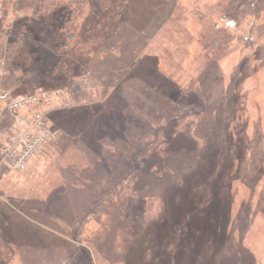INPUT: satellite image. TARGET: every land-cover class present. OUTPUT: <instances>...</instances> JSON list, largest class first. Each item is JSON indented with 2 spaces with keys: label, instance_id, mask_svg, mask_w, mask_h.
<instances>
[{
  "label": "rangeland",
  "instance_id": "rangeland-1",
  "mask_svg": "<svg viewBox=\"0 0 264 264\" xmlns=\"http://www.w3.org/2000/svg\"><path fill=\"white\" fill-rule=\"evenodd\" d=\"M224 1L129 0L107 14L84 0L65 26L104 35L68 82L31 43L41 0H0V150L20 129L4 110L17 97L45 94L35 109L53 135L23 172L0 164V264H264V12L233 26ZM21 24L40 69L18 84ZM196 106L169 120L166 148L132 155L149 120Z\"/></svg>",
  "mask_w": 264,
  "mask_h": 264
},
{
  "label": "trees",
  "instance_id": "trees-1",
  "mask_svg": "<svg viewBox=\"0 0 264 264\" xmlns=\"http://www.w3.org/2000/svg\"><path fill=\"white\" fill-rule=\"evenodd\" d=\"M123 2L129 1V0H99V6L101 10H106L107 14L113 13V10L116 9V7ZM3 3L8 5L10 3V0H3ZM84 3V0H41L40 6H39V17H41L40 20H35L34 26L37 27V33H35L38 36V41H31L30 39V31L24 30L23 27L24 24H21L16 30L13 38V44L15 47H19L20 49V54H22L21 57V62L19 64H22L25 62L24 67L17 65V71L19 73L20 78L16 79V82L23 83L26 81V79H31L32 77L37 75V72L40 69V66L37 67L36 69H30L29 70V64L28 61H30L28 58L24 57L26 52V48L30 47L27 45L28 42L31 41L35 43L33 46L36 47L37 49L40 50L42 48V52L44 54V60L41 62L43 66L42 68H49L51 71V75L54 74H60L63 80L66 81H73L76 77V71L79 72L80 67L82 66H87L91 62V54L94 55L95 47L101 42V39L103 38V33H98V34H91L90 37H85L84 33L82 31V28L80 27L79 29L71 24L70 26L66 27L67 23L71 20V14H75L76 12L79 11L80 7ZM225 5V11L222 13V19L233 25L236 26L239 21L244 17L250 14V16L256 18H259V14L261 12H264V0H226L224 1ZM75 6V10H71L70 7ZM58 9H66V12L69 11V17L67 20L60 22L57 17L55 18L54 14ZM70 9V10H68ZM72 11V12H71ZM51 12V13H50ZM74 12V13H73ZM51 14V16H50ZM55 18V20H54ZM52 22L54 26H52ZM62 26H65L63 29ZM7 27H10L9 25ZM26 29V27H25ZM255 29V27H254ZM3 29H0V32L2 33ZM47 31H50L48 35H45ZM256 30V29H255ZM260 30H263L258 28L254 34H257L256 37H259ZM66 31V35L63 33ZM94 30H91V32ZM24 32L26 34H24ZM105 32V31H104ZM249 43H252V39L249 38ZM42 45V47H41ZM248 45V44H247ZM51 52H54L57 57L54 59H51V66H49V56L45 55L47 50H50ZM24 59V60H23ZM94 62H91L90 64L93 65ZM21 70V72H20ZM35 70V71H34ZM42 72V71H41ZM49 74V72H45ZM29 77V78H28ZM25 79V80H24ZM15 80V79H14ZM192 91V90H190ZM7 92H3L0 94V99L1 97L3 98L4 95H7ZM147 102V101H146ZM177 104V103H175ZM174 104V105H175ZM175 108V107H174ZM189 111H175L174 109L172 110L173 113H175L171 118L169 116L164 118L163 116H159L156 118L154 121H148L150 126L153 128L149 134H147L140 144L135 147H133V152L132 155L138 156L139 159H143L145 157H148L151 152L155 151L156 149H163L166 148L170 141L169 135L171 132L169 131V120L174 118L182 120L185 118L187 115L190 116L191 114L200 111L201 107L196 106L194 110H191L190 108ZM193 111V112H192ZM145 117V116H144ZM105 131V130H104ZM108 131V130H107ZM109 133L111 136L113 134ZM126 146L129 147L128 142H124ZM141 163V162H140ZM142 164V163H141ZM143 168V164L141 166ZM100 202V201H99ZM104 207V201L101 199V203L96 204L91 211L89 212L90 214H95L99 213ZM68 264V263H67ZM69 264H73L70 262Z\"/></svg>",
  "mask_w": 264,
  "mask_h": 264
},
{
  "label": "built area",
  "instance_id": "built-area-1",
  "mask_svg": "<svg viewBox=\"0 0 264 264\" xmlns=\"http://www.w3.org/2000/svg\"><path fill=\"white\" fill-rule=\"evenodd\" d=\"M44 100L45 94L36 92L7 102L4 110L20 129L1 148V165L23 172L32 158L51 142L53 135L46 119L35 109Z\"/></svg>",
  "mask_w": 264,
  "mask_h": 264
},
{
  "label": "crops",
  "instance_id": "crops-1",
  "mask_svg": "<svg viewBox=\"0 0 264 264\" xmlns=\"http://www.w3.org/2000/svg\"><path fill=\"white\" fill-rule=\"evenodd\" d=\"M46 147H47V146H45V147H44V148H43V149H42V150H41L36 156H34V157L32 158V160L30 161L29 165L31 164L32 161H34L35 159H37V158L39 157L38 155L41 154V153L43 152V150H44ZM29 165H28V166H29Z\"/></svg>",
  "mask_w": 264,
  "mask_h": 264
},
{
  "label": "bare ground",
  "instance_id": "bare-ground-1",
  "mask_svg": "<svg viewBox=\"0 0 264 264\" xmlns=\"http://www.w3.org/2000/svg\"><path fill=\"white\" fill-rule=\"evenodd\" d=\"M263 116V114L260 116V118ZM192 177L191 176H189L187 179H191ZM163 226H161V227H159V229H160V231H162L163 230Z\"/></svg>",
  "mask_w": 264,
  "mask_h": 264
}]
</instances>
